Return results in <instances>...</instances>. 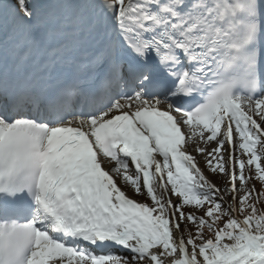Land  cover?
Wrapping results in <instances>:
<instances>
[{
    "label": "snow or ice",
    "instance_id": "snow-or-ice-1",
    "mask_svg": "<svg viewBox=\"0 0 264 264\" xmlns=\"http://www.w3.org/2000/svg\"><path fill=\"white\" fill-rule=\"evenodd\" d=\"M258 146L264 0H0V264H264Z\"/></svg>",
    "mask_w": 264,
    "mask_h": 264
},
{
    "label": "rangeland",
    "instance_id": "rangeland-1",
    "mask_svg": "<svg viewBox=\"0 0 264 264\" xmlns=\"http://www.w3.org/2000/svg\"><path fill=\"white\" fill-rule=\"evenodd\" d=\"M257 151H258V152H262V151H264V146H258ZM237 156H240V153H239V152H237ZM242 158L247 159L246 156H245V157H242ZM261 163H262V165H264V160H262ZM111 166H112V165H107V167H111ZM199 166H200L201 169L204 171L205 176H206L209 180H211L213 183H215V184L217 185V187H222V186H220V185L218 186V184H217L218 180H221V177L219 176V174H215V175L212 174L211 171L208 170V169L205 167V160H204V158H203L202 162L199 163ZM246 173H247V169H246ZM251 184H254V185L256 186L257 189H260V187H261L260 183H259L258 181H256L255 179H253V180L251 181ZM238 186H239V184H238ZM129 187H130V191H131L132 193H131L129 190H125L126 193L132 195L135 199H139V200H140L141 197H144V196H136V195H133V189L131 188V186H129ZM173 202H176V198H175V197H173ZM257 207H258V209H260V210H264V202H262V203H258V204H257ZM185 238H187V233H185ZM207 238H210V234L207 233V231H205V239H207ZM189 248H190V247H189ZM190 249H191V248H190Z\"/></svg>",
    "mask_w": 264,
    "mask_h": 264
},
{
    "label": "bare ground",
    "instance_id": "bare-ground-1",
    "mask_svg": "<svg viewBox=\"0 0 264 264\" xmlns=\"http://www.w3.org/2000/svg\"><path fill=\"white\" fill-rule=\"evenodd\" d=\"M206 135H207V134H206ZM189 143L192 144V143H195V142H194V141H190ZM201 146H204V145H203V142H201ZM209 147H215V144L212 143V144L209 145ZM189 152H191L193 155H196V153L193 152L191 148H189ZM203 158H204L203 156L196 155V159H197L198 163H201L202 160H203ZM131 167H134V166H131ZM117 183H118V184H121V180H120V178H117ZM217 184H218V186L220 185V186L223 187V181H222V179H221V180H218ZM121 186H122V188H123L124 191H125V190H129V191H130V187H129V186H123V185H121ZM222 187H221V188H222ZM125 192H126V191H125ZM130 192H131V191H130ZM131 193H132V192H131ZM126 194H127L129 197L135 199L132 195H130V194H128V193H126ZM135 200H137L138 202H150V201H147L145 197H141L140 200H139V199H135ZM189 251H191L190 248H189Z\"/></svg>",
    "mask_w": 264,
    "mask_h": 264
}]
</instances>
